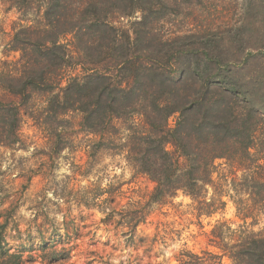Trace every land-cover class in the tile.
<instances>
[{
	"label": "trees",
	"instance_id": "16d2710c",
	"mask_svg": "<svg viewBox=\"0 0 264 264\" xmlns=\"http://www.w3.org/2000/svg\"><path fill=\"white\" fill-rule=\"evenodd\" d=\"M12 1L36 18L14 25L10 47L19 57L0 62V146L21 143L22 112L28 111L51 137L52 152L74 147L66 134L67 115L75 113L77 132L93 137L85 146L88 159L114 151L154 184L147 199L118 211L106 212L118 190L111 184L85 189L67 203L98 208L104 223H115L129 240L153 205L168 204L178 192L196 204L197 218L221 211L225 199L245 223L264 213V36L171 37L160 23L191 0ZM257 4L264 12V0ZM36 98L44 100L40 111ZM80 168L72 174L86 175ZM10 212L0 213V264H21L22 235L32 241L33 233H21ZM67 219L55 242L45 237L44 223L38 227L50 262L71 257L67 245L80 229ZM8 231L16 236L7 237ZM210 236L232 264H264V229L220 223ZM204 255L185 251L178 261L211 264L221 256Z\"/></svg>",
	"mask_w": 264,
	"mask_h": 264
},
{
	"label": "rangeland",
	"instance_id": "374dc122",
	"mask_svg": "<svg viewBox=\"0 0 264 264\" xmlns=\"http://www.w3.org/2000/svg\"><path fill=\"white\" fill-rule=\"evenodd\" d=\"M259 5L257 0H191L160 25L171 37L190 34L260 37L264 36V12L257 8ZM27 11L25 14L19 11L12 0H0V62L10 64L18 59L19 54L11 50L10 41L16 23L36 18L34 10ZM43 101L34 100L39 111L44 107ZM67 118L72 125L66 135L75 140V144L58 154L50 149L53 141L48 132L36 124L28 111L22 112L21 143L13 147L0 146V213L6 217L12 211L21 233L27 229L33 233L32 241L22 235L26 252L21 264H179L178 258L185 251L204 258L205 252L222 254L211 243L210 233L216 224L224 223L230 230L243 226L252 232L264 229V213L245 223L237 218L234 205L227 199L221 211L197 218L196 204L189 196L178 192L168 204L153 205L147 220L137 227L135 238L129 240L115 223H104L105 214L98 208L79 207L66 200L96 185L105 188L111 184L118 190L114 204L107 206L106 212L118 211L132 201L147 199L154 184L114 151L100 150L88 159L86 151L89 149L85 146L93 137L77 132V114L69 113ZM173 124L174 117L169 120V125ZM220 163L217 162V166ZM78 166L86 175L72 174ZM211 195L209 188L207 198ZM63 218L74 222L71 226L80 229L79 236L73 244L67 245L73 247L71 257L53 263L49 261L50 254L41 251L37 231L44 223L45 237L55 242L56 234L60 230L63 233L60 229ZM10 234L16 236L15 232L8 231L7 237ZM8 242L19 244V241ZM212 262L232 264L224 255Z\"/></svg>",
	"mask_w": 264,
	"mask_h": 264
}]
</instances>
